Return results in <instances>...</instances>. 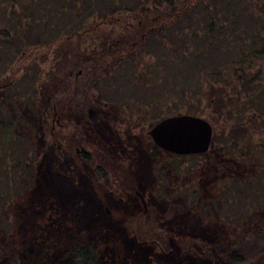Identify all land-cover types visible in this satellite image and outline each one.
I'll return each mask as SVG.
<instances>
[{
  "label": "trees",
  "instance_id": "obj_1",
  "mask_svg": "<svg viewBox=\"0 0 264 264\" xmlns=\"http://www.w3.org/2000/svg\"><path fill=\"white\" fill-rule=\"evenodd\" d=\"M124 13L133 15L136 22L121 24L124 31L115 35L103 30L108 22H121ZM175 29L180 32L178 38L171 35ZM84 35L97 37V42L89 48L78 47L70 59L71 39L79 42ZM61 38L64 40L55 54L52 74L39 81L38 65L34 64L24 66L22 74L14 78L16 65L30 48ZM152 43L160 46L157 54L151 49ZM67 60L73 68L92 75L98 65L115 66L93 81L107 78L122 64L133 65L126 91L130 83L134 90L140 87L137 82L143 86L144 77L147 81L143 71L155 76L159 69L177 70L178 74L183 72V79L172 89L180 102L188 104L185 113L202 112L189 104L191 98L198 102L204 99L217 112L247 115L231 127L223 142L212 137L210 146L218 141L222 143L217 148L220 155L233 150L232 159L240 157L243 165L253 164V174L234 185L241 196L261 201V205L250 213L246 210L228 215L229 229L216 242L203 240L196 245L188 235L175 240L185 256L170 264H264V246L246 257L241 252L242 243L229 236L232 232L234 237L253 239L264 230V137H255L264 132V0H184L182 7L173 0H0V178L4 177L0 183L5 187L0 192L2 197L10 196L14 190L29 193L28 178L31 183L37 182L31 158L36 151L37 122L30 121L28 115L37 114L38 106L50 105L52 116L55 113L63 117L65 106L56 94L65 89L66 75L57 73ZM40 61L46 62V57L42 55ZM30 69L33 71L28 74ZM8 71L12 74L7 75ZM74 89L77 90L75 81ZM107 102L96 97L98 107H106ZM119 104L131 108L129 103ZM82 106L89 115L94 114L93 105ZM79 141L75 133L67 136L64 145L68 155ZM152 149L156 154L161 151L155 144ZM103 161L120 179L122 192H132L137 185L134 175L117 161ZM167 174L170 181L175 170ZM35 197L40 206L36 218L18 215L15 210L19 228L6 248L2 264H137L124 254L120 233L94 226L75 227L48 188L44 187L40 196L35 193ZM155 226L154 216L148 221L146 233L165 243L161 233L154 231ZM133 233L138 236L137 231ZM163 247L167 251L171 245ZM143 264L154 263L147 259Z\"/></svg>",
  "mask_w": 264,
  "mask_h": 264
},
{
  "label": "rangeland",
  "instance_id": "obj_2",
  "mask_svg": "<svg viewBox=\"0 0 264 264\" xmlns=\"http://www.w3.org/2000/svg\"><path fill=\"white\" fill-rule=\"evenodd\" d=\"M173 1L179 7L183 6L184 0ZM124 15L119 23L108 22L106 26L102 25L103 30L115 35L124 31L121 24L136 22L133 15ZM113 18L118 17L114 15ZM179 33L175 29L171 35L178 38ZM97 39L95 36L84 35L78 42L73 37L70 59L78 51V47L80 50L89 48ZM63 40L61 38L49 45L30 48L16 65L14 78L22 74L24 66L29 68L34 64L38 65L39 81L52 74L56 63L55 54ZM61 47L67 50L66 45ZM159 47L158 43L151 44V49L156 54ZM42 55L46 57V62L40 61ZM68 63L67 60V64L57 73L58 76L66 75L65 89L56 94L65 106L63 117L60 118L55 113L52 116L50 105L37 107V114L40 116L32 113L28 115L30 121L37 122L34 131L36 151L31 156L37 182L31 183L27 179L26 184L31 188H27L30 189L29 193L26 190L23 193L14 190L10 196H0V264L3 263L6 248L16 237L17 227L19 228L15 221V210L19 211L18 215L24 213L32 219L36 218L40 206L36 205L39 199H36L35 193L40 196L44 187L56 198L63 211L69 214L75 227L94 226L120 233L124 254L137 264H143L147 259L153 260L154 264L176 263L185 253L176 246L175 240L188 235L196 245L203 240L216 242L229 229L228 215L231 217L234 213L246 210L250 213L261 205V201L257 202L250 196H241L239 188L236 189L234 185H240L244 182L243 179L253 174V164L243 165L240 157L232 159L233 150L226 155L217 152V148L222 147V143L218 141H222L231 127L247 115L238 112L229 114L226 110L217 112L204 99L198 102L190 98L189 104L202 110L194 115L209 121L213 129L212 137H216L218 141H214L203 155L196 157L177 156L163 149L156 154L152 149L154 143L148 133L149 129L159 120L157 118L185 113L188 106L180 102L179 96H175L172 89L174 84L181 83L183 72L178 74L177 70L163 72L159 69L154 76L151 72L143 71L147 77V81L143 78V86L137 82L140 87L134 90V85L130 83V89L126 91L125 87L130 81L129 74L133 69V65L129 63L114 68L113 74L107 78L101 77L95 81L91 79L115 66L98 65L92 75L86 70L77 74L78 68H73ZM178 67L180 68L179 65ZM32 71L33 69L28 70V74ZM6 74L11 75L12 72L8 71ZM74 81L77 90L74 89ZM97 96H101L102 101L109 102L106 107L96 105ZM120 102L129 103L131 108L125 105L120 107ZM83 104L93 105L94 114L89 115L87 108H82ZM72 133L80 138L71 152L75 157L70 158L73 164L70 159H66L67 146L64 145L67 136ZM255 137L261 139L264 132L255 134ZM76 146L78 149L82 148L81 154L77 156L74 150ZM104 158L117 161L134 175L136 187L147 202V212L143 211L134 188L132 192H122L119 187L120 179L104 165ZM172 169L175 174H171L169 181L167 173ZM231 186L233 187L229 190ZM3 190L5 191V187L0 183V192ZM239 198L244 200L238 201ZM16 200L19 201L15 205ZM154 216V231L161 233L160 237L165 243L146 233L149 230L148 221ZM235 227L239 231V226ZM134 231H137L138 236L134 235ZM230 235L242 243L241 252L246 257L264 246V230L253 239L234 237L232 232H229ZM168 244L171 248L166 251L163 245Z\"/></svg>",
  "mask_w": 264,
  "mask_h": 264
},
{
  "label": "water",
  "instance_id": "obj_3",
  "mask_svg": "<svg viewBox=\"0 0 264 264\" xmlns=\"http://www.w3.org/2000/svg\"><path fill=\"white\" fill-rule=\"evenodd\" d=\"M81 71H77L80 74ZM153 143L160 149L177 155L206 152L212 140L213 129L205 118L188 113L165 116L155 122L148 131ZM143 211L147 202L143 194L134 189Z\"/></svg>",
  "mask_w": 264,
  "mask_h": 264
},
{
  "label": "flooded vegetation",
  "instance_id": "obj_4",
  "mask_svg": "<svg viewBox=\"0 0 264 264\" xmlns=\"http://www.w3.org/2000/svg\"><path fill=\"white\" fill-rule=\"evenodd\" d=\"M81 147H80V149H78V147L76 146L75 148H74V150H75V156H77L78 154H81ZM67 158H75L74 157V155L73 154H67ZM71 160V159H70ZM71 163H72V160L70 161ZM73 164V163H72ZM134 189H137V187H133ZM140 191V190H139Z\"/></svg>",
  "mask_w": 264,
  "mask_h": 264
}]
</instances>
